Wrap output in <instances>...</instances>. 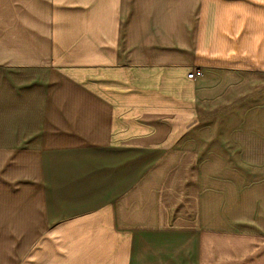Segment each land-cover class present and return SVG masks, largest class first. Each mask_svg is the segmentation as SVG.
I'll use <instances>...</instances> for the list:
<instances>
[{"label": "crops", "instance_id": "0c3cea01", "mask_svg": "<svg viewBox=\"0 0 264 264\" xmlns=\"http://www.w3.org/2000/svg\"><path fill=\"white\" fill-rule=\"evenodd\" d=\"M0 264H264V0H0Z\"/></svg>", "mask_w": 264, "mask_h": 264}, {"label": "built area", "instance_id": "2783aa9c", "mask_svg": "<svg viewBox=\"0 0 264 264\" xmlns=\"http://www.w3.org/2000/svg\"><path fill=\"white\" fill-rule=\"evenodd\" d=\"M197 74V70L191 69L190 72L187 74L188 79H194Z\"/></svg>", "mask_w": 264, "mask_h": 264}]
</instances>
